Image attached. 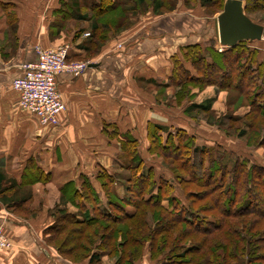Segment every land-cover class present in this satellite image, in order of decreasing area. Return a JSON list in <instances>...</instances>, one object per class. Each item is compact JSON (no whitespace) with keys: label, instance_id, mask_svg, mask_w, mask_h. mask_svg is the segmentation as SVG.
I'll use <instances>...</instances> for the list:
<instances>
[{"label":"trees","instance_id":"1","mask_svg":"<svg viewBox=\"0 0 264 264\" xmlns=\"http://www.w3.org/2000/svg\"><path fill=\"white\" fill-rule=\"evenodd\" d=\"M123 1L132 3L126 11L119 8L120 0H91L83 9L78 0H72L70 6L62 4L58 13L79 23L90 21L88 36L93 46L100 38L99 30L108 35L112 29H122L127 12L134 14L147 2L152 3L154 13L163 8L161 0ZM197 1L205 8L215 3ZM243 11L249 19L255 11L264 13V0H243ZM113 13L117 16L105 18ZM249 43L242 41L220 52L214 44L185 46L183 58L197 74L182 72L174 61L172 73L179 77L174 85L215 86L236 93L246 100L249 111L244 117L251 118L254 126L255 121L264 120V60L258 62V51L249 49ZM213 99L187 106L184 115L213 117ZM229 119L238 122L236 117ZM146 130L147 151L175 164L173 170L166 169L171 179L165 174L156 176L154 167L140 158L137 141L129 134L118 140L119 133L113 129L111 138L118 140L121 149L115 165L129 175L124 178L99 170L96 181L106 202L103 207L87 178H82L78 188L71 182L63 185L60 205L50 213L55 221L43 232L45 246L53 247L60 258L70 257L71 263L100 264L106 256L115 259L111 264H134L149 244V257L160 264H264V168L247 157L235 158L231 164L226 153L199 147L195 137L183 130L170 132L152 124ZM33 172L35 180L43 179L41 173ZM31 183L17 186L0 172L1 204L24 208L31 200ZM117 184L123 195L116 193ZM67 205L77 211L68 212ZM177 227L181 230L171 238Z\"/></svg>","mask_w":264,"mask_h":264},{"label":"crops","instance_id":"2","mask_svg":"<svg viewBox=\"0 0 264 264\" xmlns=\"http://www.w3.org/2000/svg\"><path fill=\"white\" fill-rule=\"evenodd\" d=\"M90 1L78 0V4L88 7ZM71 3L0 0V172L17 186L32 182L28 203L35 213L27 220L17 218L8 214L0 202V224L14 248L0 255V264H73L44 244L43 232L52 224L47 211L51 213L60 205L63 185L71 182L78 188L84 177L103 202L102 207L106 204L96 181L99 170L128 176L115 165L121 135L129 134L137 141L140 158L146 166L154 167L156 176L161 174L159 166L147 164L148 124L167 127L170 132L183 130L195 137L182 127L190 120L146 98L148 93L142 87L155 92L179 82L172 73L174 61L182 72L195 76L191 63L183 58L184 48L191 44L210 46L211 30L201 29L207 23L188 10L181 15L155 16L92 52L89 36H81L89 29V22L80 25L58 13L62 4ZM64 40H69L71 47L67 61L92 62L79 76L58 74L56 90L65 109L59 113L56 127L42 128L37 119L19 107L11 83L22 75L23 65L36 60V48L48 50ZM216 44L214 47L220 48ZM179 119L185 123L178 125ZM113 129L119 133L118 140L111 138ZM161 135L166 138L164 133ZM33 171L41 173L43 179L35 180ZM115 188L117 194H124L120 185ZM27 204L21 214L28 210ZM67 209L70 213L77 211L74 205H67ZM108 260L103 257L101 264H110ZM141 263L160 264L149 258ZM77 264H88V260Z\"/></svg>","mask_w":264,"mask_h":264},{"label":"rangeland","instance_id":"3","mask_svg":"<svg viewBox=\"0 0 264 264\" xmlns=\"http://www.w3.org/2000/svg\"><path fill=\"white\" fill-rule=\"evenodd\" d=\"M226 0H215V3L210 7H202L197 0H161L163 4V8L157 11V13L153 12V6L151 2L144 3L142 5L140 10H137L136 13L131 14L130 12L127 14H124L125 21L123 22V26L120 27L118 32H114L113 29L110 32H107L108 35H104L105 32L103 30L98 31L99 39L94 41V49L99 50V48L111 41H117L119 37L124 36L127 34L129 30H132L134 28H137L141 26L146 20L153 19L155 16H162V15H170L171 13H176L177 15H181L185 11H190L196 18L203 19L207 25L205 24L202 26L201 29H204L205 27H208L211 30V35L213 41H211L210 46L215 45L218 43V29H217V18L219 14L222 12L224 2ZM123 0H120L119 8L121 10H127L128 5H132V3L125 5L123 3ZM124 4V5H123ZM172 8L170 11L169 8ZM185 10V11H184ZM117 14H109L105 18H113L116 17ZM250 19L257 24L264 25V13L255 11L252 15L249 16ZM104 18V19H105ZM89 25L91 24L90 21ZM80 24V23H79ZM81 25V24H80ZM208 30H206L207 32ZM90 33V26L87 31L81 35L83 38L87 37ZM102 36H105L102 38ZM206 38V37H205ZM69 40H64L63 42L59 43L56 47L51 48L50 50H57L60 47L68 46L70 45ZM114 44V43H112ZM216 44V45H217ZM119 48L121 45L119 43L116 45ZM249 49H254L258 51V54L256 55L258 62H262L264 60V41H256L254 43H249ZM224 47L220 46V48H217V50H223ZM73 65H80L86 63L92 62L90 59H86L84 61H72ZM144 91H147V97L146 98H152L156 104H160L164 108L170 109L171 111L175 112V114L178 117H183L186 120H190V122L187 123V125H183L182 122L185 123L182 119H179L178 125H183V128H187L189 130V133H193L196 137L195 143L199 146H206L210 149H213V151H216V148H218L219 152H224L228 156V159L231 161V164L235 158H245L247 157L251 163L257 166H261L264 168V120L259 119L258 121H255V125H252L251 118L244 117L247 112L249 111V107L247 106L246 100L242 97H239L236 93L223 91L220 89H217L214 87H203V86H186L184 88H180L179 85H172V87L168 90L165 89H158L157 91H151L146 86L142 87ZM214 98L212 104H211V113L213 114V117H207L205 113L197 114V118H189L188 116L184 115V110L187 106L191 104H204L207 100ZM236 117L238 122H230L229 118ZM258 123V124H257ZM58 125V124H57ZM256 126V127H255ZM175 128V127H174ZM244 131V135H240V132ZM147 146L148 150L150 147L149 141L147 139ZM149 156L147 155V164L151 163L154 166L160 165L159 167V173L165 174L167 179H171L169 176V173L166 172V169L173 170L175 164H170L168 161H163L162 158L157 157L154 153L150 154L148 152ZM152 159V161H151ZM158 162L159 164H156L155 162ZM163 166V167H162ZM120 172L124 175H129V173L123 171L122 169ZM37 184V183H36ZM35 183L33 184L34 189H37V185ZM192 189H196L193 188ZM38 190V189H37ZM40 204V203H39ZM31 204H27V211L21 214L20 210L21 208H15L13 206H9V208L6 207L7 213L13 215L17 218L22 219H29V217L34 213L33 210L30 207ZM40 206V205H39ZM34 209V208H33ZM48 210V209H47ZM50 210L47 211V216L51 218L52 223H54L55 219L50 216ZM35 214V213H34ZM33 214V216H34ZM248 220V219H247ZM149 227L153 225V222L149 223ZM181 230V227H177L174 234L171 236L175 237L176 233ZM5 236H2L0 234V255H7L8 253L12 252L13 244L11 239L7 234L4 233ZM50 247V246H49ZM54 250V252L57 254L55 249L53 247H50ZM149 244H146L143 248L142 254L139 257V259L134 264H142V260L144 258H149V252H148ZM169 249H165L163 252L167 253ZM67 260L71 261L69 258L66 257ZM109 263L111 264L115 259L108 258ZM86 261V260H84ZM74 261H72L73 263ZM83 261H77V263H80ZM74 262L73 264H77ZM101 264V263H100Z\"/></svg>","mask_w":264,"mask_h":264},{"label":"built area","instance_id":"4","mask_svg":"<svg viewBox=\"0 0 264 264\" xmlns=\"http://www.w3.org/2000/svg\"><path fill=\"white\" fill-rule=\"evenodd\" d=\"M70 51V45L57 50L36 48V60L23 65L22 75L11 83L19 107L37 119L42 128L56 127L59 113L65 109L56 90L58 74L79 76L89 65H73L72 61H67ZM0 234L5 236L1 224Z\"/></svg>","mask_w":264,"mask_h":264},{"label":"water","instance_id":"5","mask_svg":"<svg viewBox=\"0 0 264 264\" xmlns=\"http://www.w3.org/2000/svg\"><path fill=\"white\" fill-rule=\"evenodd\" d=\"M218 43L234 47L242 41L264 40V27L253 23L243 11V0H226L217 18Z\"/></svg>","mask_w":264,"mask_h":264}]
</instances>
